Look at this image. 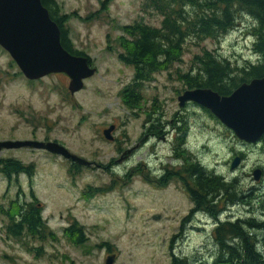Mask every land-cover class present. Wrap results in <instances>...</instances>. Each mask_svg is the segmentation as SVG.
Returning a JSON list of instances; mask_svg holds the SVG:
<instances>
[{
  "label": "rangeland",
  "instance_id": "1",
  "mask_svg": "<svg viewBox=\"0 0 264 264\" xmlns=\"http://www.w3.org/2000/svg\"><path fill=\"white\" fill-rule=\"evenodd\" d=\"M55 1L59 14H68L65 27L73 48L90 58L96 72L71 94L65 73L29 80L0 46V140L57 141L93 165L75 169L63 157L33 148L0 151V159L33 166V174L12 180L0 172V264H105L110 254L113 264H171L174 254L189 257V264H213L219 252L215 219L202 213V223L196 218L183 222L191 204L180 177L161 179L183 165L174 155L177 138L184 135L188 153L233 180L243 195L236 202L218 199L220 221L264 220V175L255 180L252 174L264 168V144L241 142L192 101L186 109L179 107L177 97L185 86L175 72L193 67V57L203 50L236 65L255 61L250 19L239 17L237 26L218 39L188 41L181 60L143 83L130 109L120 92L134 71L118 57V40L124 36L120 27L135 21L159 26L162 16L146 8L145 0ZM177 113L186 118L185 134L173 130L174 125L185 128L176 121ZM109 124L115 126L112 140L103 136ZM240 152L242 161L231 169ZM32 202L41 209L44 239L8 233L6 213ZM71 224L82 230L81 243L65 230ZM256 234L264 254V231Z\"/></svg>",
  "mask_w": 264,
  "mask_h": 264
},
{
  "label": "trees",
  "instance_id": "2",
  "mask_svg": "<svg viewBox=\"0 0 264 264\" xmlns=\"http://www.w3.org/2000/svg\"><path fill=\"white\" fill-rule=\"evenodd\" d=\"M42 2L49 10L51 19L60 27V43L64 48L72 54L86 55L73 48L68 28L65 27L68 14H59L61 7L55 0ZM144 3L146 8L161 15L162 20L159 26L135 21L120 27L124 36L118 40L122 48L118 57L134 71L132 82L120 92L121 101L128 108H133L138 102L143 83L150 81L156 72L166 70L181 60L188 41L198 43L208 38L218 39L220 35L235 28L241 16H247L251 21L248 32L254 36L252 49L257 56L255 61L250 59L236 65L229 59L203 50L193 57V67L186 72L177 69L175 73L184 83L185 89L211 88L222 95L230 94L240 83L264 76V0H145ZM206 111L214 116L209 110ZM184 144V137H178L175 151L185 161V168L180 172H170L168 176L173 179L181 172L186 174V171L193 175L192 198L196 207H202L215 217L220 213L215 207L218 199L223 197L229 202L242 199L243 195L237 193L233 180H227L214 170L204 167L193 153H188ZM31 165H25L14 158H2L0 172L12 180L13 176L22 173L33 174ZM72 165L75 169L80 167L74 163ZM40 212L41 209L34 202L25 206L18 204L16 212L6 213L9 218L8 233L17 237L21 231H26L36 239H44L47 232ZM65 230L75 234L76 243L83 241L79 227L71 224ZM258 230L264 231V220L254 217L218 223L214 230L215 236L224 248L221 257L216 258L213 264H264V254L258 250L256 243ZM171 264L187 262L173 257Z\"/></svg>",
  "mask_w": 264,
  "mask_h": 264
},
{
  "label": "water",
  "instance_id": "3",
  "mask_svg": "<svg viewBox=\"0 0 264 264\" xmlns=\"http://www.w3.org/2000/svg\"><path fill=\"white\" fill-rule=\"evenodd\" d=\"M60 42V27L51 19L42 0H0V46L9 53L22 74L33 81L48 74L65 73L69 77L68 90L75 94L83 89L84 81L95 74L96 68L91 66L88 56L72 54ZM177 100L179 107L192 101L209 110L241 142L254 144L262 140L264 144V76L240 83L228 95L211 88H192L185 89ZM114 129V124L104 128V138L112 140ZM18 148L45 150L72 164L93 165L57 141L0 140V151ZM240 162L241 158L234 156L231 169ZM261 174L262 170L256 168L254 179H260ZM114 258V254L106 256L105 264H113Z\"/></svg>",
  "mask_w": 264,
  "mask_h": 264
},
{
  "label": "flooded vegetation",
  "instance_id": "4",
  "mask_svg": "<svg viewBox=\"0 0 264 264\" xmlns=\"http://www.w3.org/2000/svg\"><path fill=\"white\" fill-rule=\"evenodd\" d=\"M43 3V2H42ZM191 102H187L186 103V105L187 104H190ZM183 109H186V107L184 106L183 107ZM180 113H177V117H176V121L177 122H180V123H182L183 124V127H185V128H182L181 127V124L179 125V126H177V125H174L173 126V130H176V131H182L183 132V134H185V131H186V126L184 125V122H186V118H181L180 116ZM179 134V133H178ZM182 134V135H183ZM184 136V135H183ZM175 156H176V158L177 159H181V157H179V156H177V152L174 154ZM243 153L242 152H240L239 153V157L241 158V161H242V159H243ZM181 160H183V159H181ZM185 168V161L183 160V165L181 166V167H178L177 168V170H175L174 172L176 173V172H180L181 170H183ZM258 168H260L261 170H262V174H261V177H262V175H264V168H262V166H259ZM256 169V168H255ZM186 170H188V169H186ZM185 170V171H186ZM254 171V170H253ZM169 173L170 172H165V174L162 176V178L161 179H169ZM253 174V173H252ZM178 177H180V179L179 180H177L178 182H179V184H181V190H182V192L184 193L183 195L184 196H186V198H187V200L189 201V203L191 204V206L189 207V209H188V212H187V215L185 216V218L186 219H182L183 220V222H184V220L186 221H189L190 219H194V218H196V219H198L199 221H200V223H202V220L199 218L201 215H202V213H204L205 215H209L208 214V212L205 210V209H203L202 207H196L197 205L195 204V201H194V199L192 198V192H193V190H194V187H193V175L192 174H190L189 173V171H186V174H184L183 172H181V174L180 175H177ZM261 177H260V179H261ZM259 180V179H258ZM225 196V195H224ZM226 200L227 201V199H225V198H223V197H221V200ZM234 202H236V201H234ZM215 204H217L216 202H215ZM222 211H220V213H221ZM199 216V217H198ZM198 217V218H197ZM209 217H213V219H215V223H216V225H215V228L217 227V224L218 223H220V222H226V221H230V219H226V220H219L218 218L219 217H217V216H212V215H209ZM226 218H228V217H226ZM67 228V227H66ZM181 228H183V226L181 225ZM199 228H201L200 226H197V228H196V230L197 229H199ZM215 228H214V230H215ZM214 230H212L213 231V236H214V238H215V240L217 241L216 243H218V248H219V252H218V254H216L217 256H216V258H218V257H221V253H222V249L224 248V245L222 244V243H220L218 240H217V238H216V236H215V231ZM7 231V230H6ZM8 232V231H7ZM19 236H30V237H32L31 235H29L26 231H21V234L19 235ZM19 236H17V237H19ZM177 236H174L173 238H172V240L173 239H175ZM108 256V255H107ZM173 257H175V258H178V259H184L186 262H187V264H189L190 262V259H189V257H187V256H184L183 258H181V257H178L177 255H175L174 254V256ZM215 258V259H216Z\"/></svg>",
  "mask_w": 264,
  "mask_h": 264
}]
</instances>
